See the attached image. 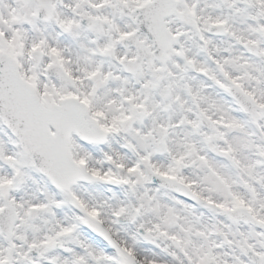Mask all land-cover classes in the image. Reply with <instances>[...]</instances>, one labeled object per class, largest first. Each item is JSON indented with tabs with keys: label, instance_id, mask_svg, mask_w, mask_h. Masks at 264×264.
<instances>
[{
	"label": "snow or ice",
	"instance_id": "1",
	"mask_svg": "<svg viewBox=\"0 0 264 264\" xmlns=\"http://www.w3.org/2000/svg\"><path fill=\"white\" fill-rule=\"evenodd\" d=\"M0 264H264V0H0Z\"/></svg>",
	"mask_w": 264,
	"mask_h": 264
}]
</instances>
